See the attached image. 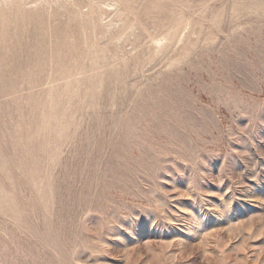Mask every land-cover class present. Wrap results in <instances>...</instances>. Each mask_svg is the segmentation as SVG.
Listing matches in <instances>:
<instances>
[{"label":"rangeland","instance_id":"obj_1","mask_svg":"<svg viewBox=\"0 0 264 264\" xmlns=\"http://www.w3.org/2000/svg\"><path fill=\"white\" fill-rule=\"evenodd\" d=\"M0 264H264V0H0Z\"/></svg>","mask_w":264,"mask_h":264}]
</instances>
